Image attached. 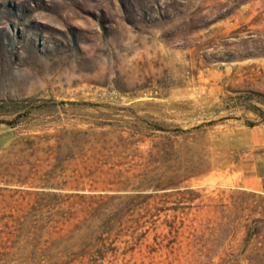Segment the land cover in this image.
I'll return each instance as SVG.
<instances>
[{"label": "rangeland", "instance_id": "374dc122", "mask_svg": "<svg viewBox=\"0 0 264 264\" xmlns=\"http://www.w3.org/2000/svg\"><path fill=\"white\" fill-rule=\"evenodd\" d=\"M65 130L163 186L70 198L37 237L17 179ZM261 156L264 0H0V264H264Z\"/></svg>", "mask_w": 264, "mask_h": 264}, {"label": "trees", "instance_id": "16d2710c", "mask_svg": "<svg viewBox=\"0 0 264 264\" xmlns=\"http://www.w3.org/2000/svg\"><path fill=\"white\" fill-rule=\"evenodd\" d=\"M58 141L63 143L59 142L53 150L51 148V153L55 152L54 161L46 163L44 167L33 164L27 176L17 179L21 185L33 187L30 193L35 195L32 209L36 217L37 237L44 232L50 234L71 216L72 212L60 208L70 198L107 195L106 192L97 193L99 190L128 189L140 194L147 188L156 190L163 186L147 177L146 172L135 171L138 164L131 163L132 158H129L128 153L124 154V150H110L105 146L106 143L99 146V140L88 131L65 130V135ZM62 150L64 154L59 157ZM100 255L102 252L98 249H81L74 253L76 257H72L73 260L63 264H94ZM85 257H88L86 262Z\"/></svg>", "mask_w": 264, "mask_h": 264}, {"label": "crops", "instance_id": "0c3cea01", "mask_svg": "<svg viewBox=\"0 0 264 264\" xmlns=\"http://www.w3.org/2000/svg\"><path fill=\"white\" fill-rule=\"evenodd\" d=\"M261 157H264V156H261ZM264 168V167H263ZM264 171V170H263Z\"/></svg>", "mask_w": 264, "mask_h": 264}]
</instances>
